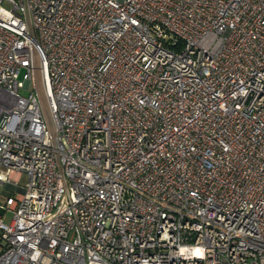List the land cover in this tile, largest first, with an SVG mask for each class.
Segmentation results:
<instances>
[{"label":"built area","instance_id":"built-area-1","mask_svg":"<svg viewBox=\"0 0 264 264\" xmlns=\"http://www.w3.org/2000/svg\"><path fill=\"white\" fill-rule=\"evenodd\" d=\"M0 264H264V0H0Z\"/></svg>","mask_w":264,"mask_h":264},{"label":"rangeland","instance_id":"rangeland-1","mask_svg":"<svg viewBox=\"0 0 264 264\" xmlns=\"http://www.w3.org/2000/svg\"><path fill=\"white\" fill-rule=\"evenodd\" d=\"M37 84H38V91H39L40 94H41L42 89H41V85H40L39 80H38ZM33 86H34V84H33ZM20 93H21L22 95H25V94H27V91H26V90H20ZM19 182H20V184L23 185V184L26 182V176H25V175L20 176V178H19ZM11 216H12L11 213H6V214L4 215V217H3L4 221H5V222H9V221L11 220Z\"/></svg>","mask_w":264,"mask_h":264}]
</instances>
